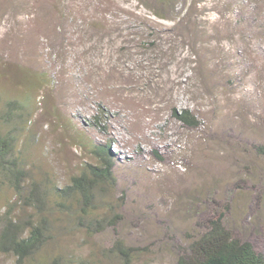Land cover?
I'll list each match as a JSON object with an SVG mask.
<instances>
[{"label": "rangeland", "instance_id": "rangeland-1", "mask_svg": "<svg viewBox=\"0 0 264 264\" xmlns=\"http://www.w3.org/2000/svg\"><path fill=\"white\" fill-rule=\"evenodd\" d=\"M167 1L0 0V117L31 99L16 141L30 180L64 188L110 145L116 185L95 217L123 218L91 235L76 204L53 210V242L22 262L0 250V264H116L118 240L141 249L134 264H175L214 200L264 251V0ZM0 210L26 222L37 213L3 185Z\"/></svg>", "mask_w": 264, "mask_h": 264}, {"label": "trees", "instance_id": "trees-1", "mask_svg": "<svg viewBox=\"0 0 264 264\" xmlns=\"http://www.w3.org/2000/svg\"><path fill=\"white\" fill-rule=\"evenodd\" d=\"M172 1L174 0L167 2ZM29 99L20 108H16L13 102L6 103L4 114L2 113L0 117L1 121H5L10 127L6 132L0 130V185L12 189L18 201L37 211L36 219L26 222L0 210V250L12 254L20 262L31 260L53 242V233L58 228L51 220L53 210L68 214L76 204L75 208L79 211L77 226L91 235L101 234L111 228L116 229L123 219L113 210L95 217L96 211L101 208L100 203L105 200L106 189L116 185L110 145L103 148L95 147L93 152L98 156V165H87L80 176L74 177L71 184L64 188L56 187L50 192L30 180L29 172L17 154L16 144L17 129L24 123L25 111L30 110ZM180 119L189 126L199 125L196 117L189 111H183ZM255 148L258 154L264 156V145H257ZM257 180L259 187L254 185L252 190L256 192V187L259 188L256 211L261 212V208L264 210V172ZM238 187L244 189L242 184ZM250 208L249 206V210ZM230 213L229 205L214 200L210 215L201 218L202 221L198 224L200 232L197 236L189 239L187 247L177 248L175 264H264V251L258 249L251 240L239 236L226 224V218ZM261 216L258 222L263 220ZM253 222L256 223L257 220ZM256 228L261 232L259 226ZM113 248L116 252L113 253L117 260L116 264H134L136 256L141 251L125 245L120 240ZM43 264L96 263L84 259L70 260L59 255L47 259Z\"/></svg>", "mask_w": 264, "mask_h": 264}, {"label": "bare ground", "instance_id": "bare-ground-1", "mask_svg": "<svg viewBox=\"0 0 264 264\" xmlns=\"http://www.w3.org/2000/svg\"><path fill=\"white\" fill-rule=\"evenodd\" d=\"M117 138H118V139H119V138L121 139L122 137H121V136H117ZM148 140H149V138H148Z\"/></svg>", "mask_w": 264, "mask_h": 264}]
</instances>
